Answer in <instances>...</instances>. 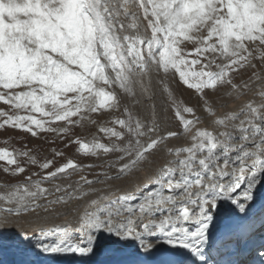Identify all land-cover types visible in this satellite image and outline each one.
<instances>
[{
  "label": "snow or ice",
  "instance_id": "6c2138e0",
  "mask_svg": "<svg viewBox=\"0 0 264 264\" xmlns=\"http://www.w3.org/2000/svg\"><path fill=\"white\" fill-rule=\"evenodd\" d=\"M177 76L205 114L176 101ZM206 90L252 97L218 112ZM158 91L181 132L137 110ZM0 102V129L99 161L0 148L6 264H208L257 220L264 241V0H0ZM84 123L99 134L73 139Z\"/></svg>",
  "mask_w": 264,
  "mask_h": 264
},
{
  "label": "rangeland",
  "instance_id": "374dc122",
  "mask_svg": "<svg viewBox=\"0 0 264 264\" xmlns=\"http://www.w3.org/2000/svg\"><path fill=\"white\" fill-rule=\"evenodd\" d=\"M194 58V57H190ZM260 68V65L257 64V69ZM255 69H249L247 72L243 73V77L237 76L236 77V82L240 83L241 78L246 80L248 76L251 75V72L254 71ZM170 85L173 89L175 98L177 102H180L184 107H192L196 110L197 115H203L205 114V108L203 101L201 100L200 96L196 93L194 89H189L186 86H184L180 81L178 76L170 80ZM208 92V99L211 101V104L214 109H216L218 112L222 110L224 111L225 107L228 106L229 102L230 104L233 103L234 101H237L238 99L236 98L235 95L233 96H227V95H222V96H216L212 92L206 90ZM159 96V102L155 104L157 106V114H158V122L161 124L162 128L167 129V130H172L175 132H181L182 131V125L181 122L178 120V118L175 116V109L172 106V101L168 100L167 95L162 92H157ZM249 95V96H248ZM234 97V98H232ZM248 97H252V93H247L246 95H242L239 97L241 100H247ZM249 100V99H248ZM146 101V100H145ZM144 101V104L142 107L137 109L142 115L148 116L150 114L151 109L149 108L148 102ZM227 102V103H226ZM224 103V106H222ZM148 105V106H147ZM222 108H221V107ZM224 107V108H223ZM0 108H5V105L0 102ZM190 118V114H186ZM93 118H96L95 115ZM74 136H80L82 139H90L92 135L94 134H99L98 133V128L96 125H90L88 123H84L83 127H74L73 128ZM102 135V134H100ZM174 141V142H171ZM182 144L184 143L183 139H175L172 138L168 141L169 146H177L180 145L181 142ZM179 142V143H178ZM65 143L66 141L60 140L55 137V134L52 133H45L43 134L40 138H34L31 137L28 134L23 133L22 131L19 130H14L11 128H7L6 130L0 129V148L3 147H9L11 148H16V149H31L34 153L38 154L39 158L43 160L45 157L51 159L53 158V153L52 149H56L58 151H64L66 153L67 157H70L79 163L82 164H89V163H98L95 158L93 157H86L83 156L79 153H77V146L76 145H71L68 148H65ZM177 143V144H176ZM151 159H155L156 157H150ZM65 162L64 159L60 157L55 158V163L57 166L63 164ZM3 162H0V165H2ZM155 165L150 166V168L154 167ZM144 167L147 169L146 164ZM144 168V170H145ZM149 168V170H151ZM38 169L34 166L30 168V171H37ZM93 171H98V169H95ZM82 173H76L73 175L72 179H78L79 175ZM140 174V173H137ZM136 174V175H137ZM22 178V177H21ZM11 177H7L6 174L0 170V181H6L10 180ZM249 243H253L254 246V251H263L264 252V247H261V243H264V241L261 240V229L260 228H255L254 229V234L249 241Z\"/></svg>",
  "mask_w": 264,
  "mask_h": 264
},
{
  "label": "bare ground",
  "instance_id": "6f19581e",
  "mask_svg": "<svg viewBox=\"0 0 264 264\" xmlns=\"http://www.w3.org/2000/svg\"><path fill=\"white\" fill-rule=\"evenodd\" d=\"M250 94V93H249ZM159 96L158 94H156L154 101H147L149 108L151 109V104H157L159 101ZM244 96V95H243ZM249 96V95H248ZM234 98V97H232ZM237 98V97H236ZM251 97H248V99H250ZM247 99V100H248ZM246 100V101H247ZM145 101V102H146ZM245 100H243V98L240 100L238 99L237 101H234L233 103L230 104V102L228 103L229 105L225 107L224 111L229 110V109H236L238 107V105H240L243 102H246ZM227 103V102H226ZM147 105V106H148ZM224 106V103L223 105ZM221 107V106H220ZM222 108V107H221ZM224 108V107H223ZM156 111L157 110V106H156ZM222 112V110L220 111ZM181 140V139H180ZM174 142V141H171ZM181 142V141H179ZM178 142V143H179ZM177 144V143H176ZM182 144V142L180 143V145ZM147 165V164H146ZM149 166V165H147ZM145 168V167H144ZM150 166L147 167V169L145 168V170L143 172H140V174H137L136 176L138 178H140L141 182L143 180L144 177H146L149 172L151 170H149ZM151 169V168H150ZM255 228H260V223L259 220L255 221ZM254 244L253 243H248L247 246L241 250V251H236L234 248H232L231 246L229 247H221L219 244L217 245L216 248H214L211 253L209 255L206 256V259L208 260V264H228L229 261H233L234 258L240 256L244 251H246V249H254ZM261 252V251H259ZM262 255H264V252L262 251V253H260L259 256V260L260 261H264V259H262ZM10 259V257L6 254V253H0V264H6V262Z\"/></svg>",
  "mask_w": 264,
  "mask_h": 264
}]
</instances>
